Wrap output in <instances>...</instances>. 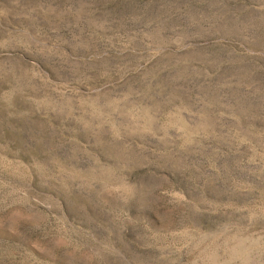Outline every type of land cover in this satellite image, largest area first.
Returning <instances> with one entry per match:
<instances>
[{"label":"rangeland","instance_id":"1","mask_svg":"<svg viewBox=\"0 0 264 264\" xmlns=\"http://www.w3.org/2000/svg\"><path fill=\"white\" fill-rule=\"evenodd\" d=\"M0 264H264V0H0Z\"/></svg>","mask_w":264,"mask_h":264}]
</instances>
